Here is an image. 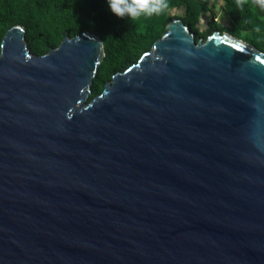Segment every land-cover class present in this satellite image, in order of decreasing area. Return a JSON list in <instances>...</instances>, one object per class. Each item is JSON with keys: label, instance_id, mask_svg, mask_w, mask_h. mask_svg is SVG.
I'll return each instance as SVG.
<instances>
[{"label": "water", "instance_id": "1", "mask_svg": "<svg viewBox=\"0 0 264 264\" xmlns=\"http://www.w3.org/2000/svg\"><path fill=\"white\" fill-rule=\"evenodd\" d=\"M104 57L2 37L0 264H264V52L175 19L89 100Z\"/></svg>", "mask_w": 264, "mask_h": 264}, {"label": "trees", "instance_id": "2", "mask_svg": "<svg viewBox=\"0 0 264 264\" xmlns=\"http://www.w3.org/2000/svg\"><path fill=\"white\" fill-rule=\"evenodd\" d=\"M168 4L158 16L132 21L112 13L107 0H0V42L10 28L21 25L31 53L43 55L66 36L94 33L103 41L105 57L94 78L92 95L99 94L115 73L136 63L178 18L191 27L197 41L215 31L227 32L264 52V10L255 0H244L242 8L236 7L235 0H224L229 27L212 20L207 33L200 32L197 23L210 10V0H168ZM181 7H186L185 15H170Z\"/></svg>", "mask_w": 264, "mask_h": 264}, {"label": "clouds", "instance_id": "3", "mask_svg": "<svg viewBox=\"0 0 264 264\" xmlns=\"http://www.w3.org/2000/svg\"><path fill=\"white\" fill-rule=\"evenodd\" d=\"M244 0H235L237 8L243 7ZM257 6L264 10V0H255ZM108 7L118 17H127L135 21L141 17L160 15L168 7V0H107Z\"/></svg>", "mask_w": 264, "mask_h": 264}, {"label": "rangeland", "instance_id": "4", "mask_svg": "<svg viewBox=\"0 0 264 264\" xmlns=\"http://www.w3.org/2000/svg\"><path fill=\"white\" fill-rule=\"evenodd\" d=\"M209 6H210V10L203 12L199 18V22L197 23V27L199 31L202 33H207L210 30L211 27L210 22L212 20L216 21V23H219L223 27H229L230 23L224 9V0H210ZM185 13H186V7H181L179 9H174L170 11V15H174L178 17H182L183 15H185ZM91 91H92V87H91ZM97 95L98 94L96 95L91 94L89 100L93 99Z\"/></svg>", "mask_w": 264, "mask_h": 264}, {"label": "snow or ice", "instance_id": "5", "mask_svg": "<svg viewBox=\"0 0 264 264\" xmlns=\"http://www.w3.org/2000/svg\"><path fill=\"white\" fill-rule=\"evenodd\" d=\"M237 47H238V45H237Z\"/></svg>", "mask_w": 264, "mask_h": 264}]
</instances>
